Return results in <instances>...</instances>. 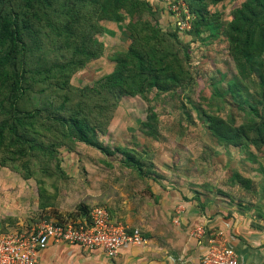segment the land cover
Instances as JSON below:
<instances>
[{
    "label": "trees",
    "instance_id": "16d2710c",
    "mask_svg": "<svg viewBox=\"0 0 264 264\" xmlns=\"http://www.w3.org/2000/svg\"><path fill=\"white\" fill-rule=\"evenodd\" d=\"M182 1L191 14L186 32L174 24L163 26L159 9L147 0H0V166L54 186L53 203L59 180L68 176L59 148L81 142L110 154L98 137L106 132L120 100L186 86L193 77L192 42L206 32L207 39L211 34L224 36L235 68L227 90L238 96L239 109L248 108L251 115L235 124L234 117L226 120L201 106L193 108L218 143L260 150L264 146V0H242L220 29L208 8L222 0ZM103 20L124 22L131 40L116 53L112 70L103 78L75 86L72 75L102 53L97 35L103 32ZM187 35L189 40L184 39ZM148 110L139 129L157 140L159 120L153 107ZM116 150L123 154L122 165L129 168L125 185L145 178L142 193L155 194L153 182L163 179L147 173L151 163L142 152L120 146ZM233 180L250 186V180L237 173ZM198 206H202L199 201ZM92 207H87L88 212ZM54 214L59 223L76 221L70 213L65 214L71 218Z\"/></svg>",
    "mask_w": 264,
    "mask_h": 264
},
{
    "label": "rangeland",
    "instance_id": "374dc122",
    "mask_svg": "<svg viewBox=\"0 0 264 264\" xmlns=\"http://www.w3.org/2000/svg\"><path fill=\"white\" fill-rule=\"evenodd\" d=\"M147 1L159 9V21L163 26L175 23L167 3ZM171 1L183 4L181 0ZM241 1L222 0L209 6V13L215 15L219 29ZM184 8L187 10L186 6ZM102 24L103 32L97 35L103 43L102 53L72 75L71 83L75 86L92 84L103 78L112 70L116 53L125 49L131 40L124 22L103 20ZM207 34L192 42L189 67L193 77L186 86L159 94L148 91L144 97L124 96L120 100L106 132L98 137L99 142L111 150L110 154L81 142L73 143L69 149L59 148L61 165L68 176L59 180L53 203L50 200L54 186L33 178L24 179L14 169L0 166V232L23 230L51 219L57 221L54 212L59 215L70 213L76 221L85 219L90 205L104 206L111 214L110 204L108 201L103 204V200L118 195V190L125 187L129 171L121 163L123 154L116 150L118 146L141 151L151 163L147 173L161 177L164 185L168 181L182 187L211 183L213 190L207 192L238 195L242 193L241 186L232 187L234 182H231L236 173L250 179L254 186L255 183L258 185V181L264 179V173L255 169L260 165L264 171V146L256 150L218 143L193 108V105L201 106L226 120L234 117L231 121L235 124L251 115L248 108L239 109L238 96L234 98L227 90L235 68L228 57L224 36L211 34L207 39ZM184 39L189 40L190 36H184ZM150 107L154 108L159 120L160 137L157 140L145 137L139 129V123L145 120ZM141 180L144 187L146 180ZM46 202H51V206H40ZM214 227L218 226L210 228ZM227 241H230V235H227Z\"/></svg>",
    "mask_w": 264,
    "mask_h": 264
},
{
    "label": "crops",
    "instance_id": "0c3cea01",
    "mask_svg": "<svg viewBox=\"0 0 264 264\" xmlns=\"http://www.w3.org/2000/svg\"><path fill=\"white\" fill-rule=\"evenodd\" d=\"M255 171L264 173L260 165ZM141 179L129 180L128 186L103 204H110L112 213H108L113 220L140 228L145 237L142 245L123 246L111 258L98 249L51 242L39 253V264H201L210 238L230 245L243 264H264V179L255 186L250 181L249 187L234 181L232 187L241 186L238 195L207 192L211 183L182 187L169 181L153 185L155 194L144 195ZM213 225L218 227L210 228ZM196 228L203 229L201 238L196 237Z\"/></svg>",
    "mask_w": 264,
    "mask_h": 264
},
{
    "label": "built area",
    "instance_id": "2783aa9c",
    "mask_svg": "<svg viewBox=\"0 0 264 264\" xmlns=\"http://www.w3.org/2000/svg\"><path fill=\"white\" fill-rule=\"evenodd\" d=\"M167 3L180 32L190 29L189 10L186 4L159 0ZM170 4V6H169ZM187 8V6H186ZM196 237H202L203 229L196 228ZM220 235V233H219ZM66 242L84 249L101 250L108 257H115L126 245L139 246L145 237L139 227H130L113 220L104 206H93L83 221L68 220L62 223L46 220L23 230L0 232V264H39V253L49 243ZM201 264H243L236 251L216 238H210L203 250Z\"/></svg>",
    "mask_w": 264,
    "mask_h": 264
}]
</instances>
